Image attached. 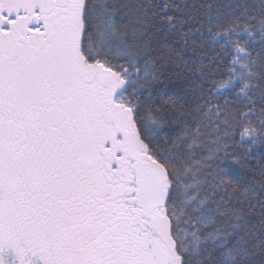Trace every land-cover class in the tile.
Here are the masks:
<instances>
[{
    "label": "snow or ice",
    "instance_id": "6c2138e0",
    "mask_svg": "<svg viewBox=\"0 0 264 264\" xmlns=\"http://www.w3.org/2000/svg\"><path fill=\"white\" fill-rule=\"evenodd\" d=\"M0 264H264V0H0Z\"/></svg>",
    "mask_w": 264,
    "mask_h": 264
},
{
    "label": "trees",
    "instance_id": "16d2710c",
    "mask_svg": "<svg viewBox=\"0 0 264 264\" xmlns=\"http://www.w3.org/2000/svg\"><path fill=\"white\" fill-rule=\"evenodd\" d=\"M237 2H243V0H237ZM188 56H190V53L189 54H186V59L188 58ZM173 87H175V85H173ZM257 158H258V154H257Z\"/></svg>",
    "mask_w": 264,
    "mask_h": 264
}]
</instances>
